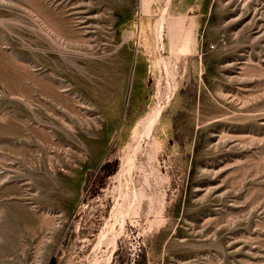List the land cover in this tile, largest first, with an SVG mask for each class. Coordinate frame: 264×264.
Wrapping results in <instances>:
<instances>
[{
  "label": "rangeland",
  "instance_id": "obj_1",
  "mask_svg": "<svg viewBox=\"0 0 264 264\" xmlns=\"http://www.w3.org/2000/svg\"><path fill=\"white\" fill-rule=\"evenodd\" d=\"M0 264H264V0H0Z\"/></svg>",
  "mask_w": 264,
  "mask_h": 264
}]
</instances>
